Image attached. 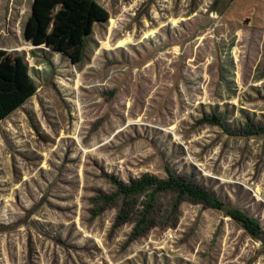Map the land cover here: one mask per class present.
Wrapping results in <instances>:
<instances>
[{"label":"rangeland","instance_id":"1","mask_svg":"<svg viewBox=\"0 0 264 264\" xmlns=\"http://www.w3.org/2000/svg\"><path fill=\"white\" fill-rule=\"evenodd\" d=\"M32 1L0 0L36 85L0 121V264H264V0H94L76 64L25 41ZM168 170L262 237L176 191L95 200Z\"/></svg>","mask_w":264,"mask_h":264},{"label":"trees","instance_id":"2","mask_svg":"<svg viewBox=\"0 0 264 264\" xmlns=\"http://www.w3.org/2000/svg\"><path fill=\"white\" fill-rule=\"evenodd\" d=\"M107 20L108 13L94 0H33L23 36L32 46L67 56L76 64L82 60L86 39L94 26ZM35 92L36 85L29 74L26 61L20 56H12L0 50V121L21 108ZM111 180L116 187V193L109 197H96V201L107 204L113 200L111 197L118 196L132 199L148 190H151L150 199L153 200L158 193L176 191L179 196L225 212L250 235L258 239L262 237V229L256 219L236 208L227 207L206 191L174 176L169 170L165 179L143 174L128 182L114 178ZM147 213V210L144 211L133 230L138 236ZM117 216L121 219L120 214Z\"/></svg>","mask_w":264,"mask_h":264},{"label":"water","instance_id":"3","mask_svg":"<svg viewBox=\"0 0 264 264\" xmlns=\"http://www.w3.org/2000/svg\"><path fill=\"white\" fill-rule=\"evenodd\" d=\"M25 39V38H24ZM25 41H27L26 39H25ZM33 47H35V46H33Z\"/></svg>","mask_w":264,"mask_h":264}]
</instances>
